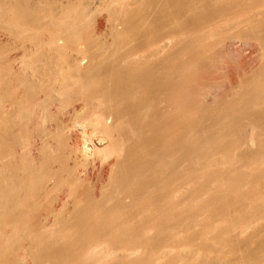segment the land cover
Returning <instances> with one entry per match:
<instances>
[{
    "label": "bare ground",
    "instance_id": "obj_1",
    "mask_svg": "<svg viewBox=\"0 0 264 264\" xmlns=\"http://www.w3.org/2000/svg\"><path fill=\"white\" fill-rule=\"evenodd\" d=\"M31 1L32 0H0V24H6L13 29L19 28L21 33L19 30L18 34L20 35L22 32L25 33L27 31H30L28 32L29 35L31 34L30 36L27 34L26 38H24L25 36L23 34L24 41L22 40L21 42L20 39V44L15 46L11 44V48L9 46H7L9 48H2L4 43L2 47L0 45V224L2 223V226L4 224L5 226L9 225V227L15 228V230L13 229L14 233L12 232L13 235L11 237H9V235L8 238H5L7 235L4 236L5 233H1L3 235L0 236V264L24 263L19 262L22 259H20L19 255L23 252L21 251L22 253L18 254V257L16 256V258L14 257L13 259V257H10V249L13 245L16 246V243H19L18 241L24 236L23 232H26L31 225H39L42 228L73 225L77 228L80 227L82 231L78 229L79 232L81 233L84 231L86 237L88 235V238L93 240L98 238L99 240L97 239V241H101L102 238H105L107 241L105 239L104 241L106 242H108L109 239L112 243L124 245L131 244L132 246L136 243H145L146 239L148 242V238L152 237L153 239L154 237H150L145 231H136L137 227L139 230L143 227L144 230H147L145 227L149 226L148 228H150L153 225L154 227L157 226L156 230L158 227L164 230H162L163 232L159 231L157 234L161 237L167 235L164 236L165 239L155 234L157 238L160 237L163 239L161 241L164 243L163 241H167L171 235V233L170 235L165 234L167 228H171V226L179 227L190 222L189 218L192 216L190 211L194 207V204L192 207L189 202V192L193 186L191 183H194V181L192 182V177L193 179H199L201 175L204 177L206 174V179H210L213 178V176L215 178V175L221 173L219 168V173L217 172L215 175L214 170L213 173L209 172V170H211L210 166L214 162L212 163V161H210L212 163L210 165L208 159L205 161L208 163H203V158H192L195 161V165H191V161H193L191 159V157H193L191 156V152L193 155L194 151H192V147L195 145L190 143L191 141L189 139L191 138H189L188 135L190 131L189 128L191 127L190 125H192V121L190 120L192 118L189 116L191 111L189 110L196 109L199 111L196 112L195 110L193 112L194 114L198 113L197 117L199 115V122L202 124V115L208 119L207 114L209 113L207 112L216 107L215 103L219 101L223 102L225 99L227 102L228 99L234 96V98L238 100L239 95L237 98L236 94L241 93L243 94L242 96H244L246 92L245 88L247 90V87H249L247 84H249L248 82L250 80L251 82L249 85L253 86V84H251L252 81L254 83L258 77L263 78L264 44L261 46L259 45L261 42L264 43V40H260L261 42L256 45L253 42L255 40H253L252 43L246 38H248L250 34L253 36V31L250 33L249 30H251L254 24L256 25L259 23L258 25L260 26L264 22V20L262 21V19H264V0H201V5L204 3L206 5L209 2L207 5L209 7L205 6L207 15L210 14V12L213 13V15L215 14L216 8L214 7H217V4L218 15L216 14L217 17L215 16V21L213 20L211 23L209 21L207 25L203 20L204 23L202 22V24L205 25H200L199 30L196 31L202 35V38L205 37V41L210 39L212 40L210 42L214 43V40H216V43H211L213 46L206 45V52L204 51L206 55L202 56L201 52L203 51H199L201 53L200 56L198 52L199 55H197L198 57L194 60V65L197 64V67H199L198 65L200 64V66H202L199 69L193 66L195 69L190 71L191 73L187 70V66H184L185 63L181 65L180 62L181 67L175 64L173 65L175 62L170 59L171 57L168 58L169 54L167 55L165 52L169 45L168 41L166 48L164 47L165 45L163 47L159 45L154 49L152 47L151 49L150 47L145 49L142 48L143 46L132 47L133 45L129 48L124 45L123 47L121 44L120 46L119 44L116 45V42L119 43V41H115L116 39L114 38L117 34L114 33L112 34L113 36L108 35L114 43H108L107 39L105 40L106 43H103L104 40H101L103 38H100L102 42L86 47L82 46L81 40L86 37L83 32L84 26L82 21L84 18V10L76 9L71 6L65 7V5L59 4L62 8L59 12L56 10L59 8L57 3L56 6L58 8L55 6V11L57 13L53 12V14H50L55 19L52 21L51 18L48 19L50 23H46V20L45 24L47 25L43 26V24L39 25L37 23L38 19L35 18L36 16H34L35 19L31 18L32 15L30 16V13L35 11V6L33 7L32 5H40V7L36 6V8L39 9L43 5L41 3L47 5L49 3V6L47 9L45 7V9L48 10L50 7L49 10L51 11V1L38 0L37 2L33 0V4L30 3ZM35 1L38 4H36ZM110 1L117 5L118 3L123 5V3L126 4L127 0ZM213 2H215V5ZM52 3L53 1L51 5ZM198 4L200 5V3ZM211 4L214 6H212L213 9L210 6ZM8 5H10V8H8ZM195 5H191L192 9ZM191 6L189 8H191ZM192 9H189V11ZM211 9L214 11L212 12ZM192 12L194 11L192 10L190 13ZM36 13H38V10ZM41 14H43V12H41ZM203 14H199V16H201L200 18L197 16L198 19L196 18V20L205 18L206 14H204L205 16ZM43 16L45 15L43 14ZM211 17L214 19L213 16L208 17V19L210 18V20H212ZM41 19L43 21V18ZM28 21H30L29 23L32 22V25L29 24V26L25 24V22ZM42 21L39 22L44 23V21ZM205 21L208 22L207 20ZM260 22L262 23L260 24ZM198 23L197 21V24ZM197 24L195 23L194 26ZM263 25L264 23L262 26ZM110 26L112 27H110L111 29H114V26ZM194 26L191 28L194 29L193 32H196L195 28H197V26L195 28ZM259 26L256 25V28ZM4 27L7 28L6 26ZM252 30H254V28H252ZM61 31H64L65 34H62L63 32L61 33ZM184 33L183 36H185V38L181 37L179 40L176 35H172L176 37L173 39L170 33L171 39L168 36H166L168 39L166 37H164L166 39H162H177V42H172L178 44L179 41V43H181V40L185 39L184 41H186V38L189 39L191 35V33ZM181 34L182 33L179 35L181 36ZM198 35L199 34H196L194 36H196L198 41H201V35ZM106 36L104 37L106 38ZM255 36L254 38L256 39ZM93 37L95 38V35ZM251 38L252 37H249V39ZM258 38L260 39V37ZM98 39L99 38H97V40ZM108 39L110 40V38ZM191 39L189 40L193 42L194 40L192 41ZM15 42L16 41L13 43ZM17 43L18 42H16V44ZM198 43L200 44V42ZM162 44H164V42ZM195 44L197 43H194V45ZM200 45L203 46L205 43ZM155 46L153 45V47ZM211 48L212 50H210ZM164 49L166 50L164 51ZM161 54H164L163 57L166 55V59H163ZM159 58H162V61ZM199 58L201 59V63L197 61ZM171 60L173 63H171ZM189 65L192 64L189 62ZM201 68L206 70L202 72ZM224 76H229L232 80L226 85V89H221L222 87L225 88L224 84L222 85L220 82L221 78ZM254 78L257 79L253 80ZM261 82L262 81H260V83ZM256 83L258 84L254 83L255 87H252L253 89L249 87L247 92H249L251 88L252 91L249 93L255 94L254 91L257 90H259L260 93L257 91L256 95L252 96V94H250V98L253 97L251 100L246 96V101H250L247 103L248 108H245V101L240 103H243L244 109H247V112L250 108L251 111H254V109L256 110L259 107L261 112L256 110L259 114H253L254 116L256 114L257 117L262 116L263 118H260L264 120V91L262 90L264 87L261 88L262 85L264 86V82L261 85L259 82ZM244 84H246L247 87H243L244 90L241 88V92L239 91L237 93L239 87H242V85L244 86ZM246 94L248 95V93H245V95ZM234 98L230 101L235 100ZM239 100H242V98ZM239 100L236 101V103H234L235 101L232 102L235 104L234 107H238V110L235 108L236 111L233 110L230 115L229 113L231 110L229 111V109L232 107V103L229 101L231 104L227 102L228 105H225V108L227 107L224 112L225 115H222L223 112L221 110H217L219 113H222V120L216 117L215 120L217 121L218 119V121L222 123L223 119L226 121L227 117V122H229L228 119H232V115L234 117L237 115V117L240 116V118L241 116H247V118L244 117L247 121H243L244 119L241 118L245 123H248L249 120L253 121L251 119V117L254 118L253 114L251 113L252 115L249 116V119L247 112L243 110L242 104L241 112L240 105L237 104ZM225 101L220 105L226 104ZM191 105L192 107L190 108ZM214 105L215 107H213ZM230 105L231 107L229 108L228 106ZM217 106H219V103ZM225 108L223 106V109ZM227 111H229V113ZM237 111L246 115L236 114ZM243 111H245V113H243ZM233 112H235V115ZM211 113L208 116H213H211L212 119L210 118L212 121L215 112ZM218 115L216 114L215 116L218 117ZM254 119H256V116ZM215 120L214 123H216ZM257 120L259 123H262L259 119L255 121L257 122ZM250 121L249 123L251 124ZM195 122L193 121V123ZM199 122H197V124ZM253 123L255 125V122ZM197 124L195 126H197ZM213 125L215 124L212 123V126ZM259 125V127H261L263 124ZM212 126H210L211 129H213ZM218 126L219 125L216 124L214 128ZM240 126L242 127V125ZM221 127L223 126H220V128ZM243 129L244 131L246 130L245 128ZM205 130L207 131V129ZM204 132L203 130L201 136ZM208 132L205 133L206 136H210L209 134L211 133L207 134ZM241 135L239 137L236 136L240 138ZM247 135L248 134L245 133L244 136L247 137ZM213 136L215 137V133ZM243 137L241 138L244 140L245 137ZM210 139H212V141L209 140V138L208 141L212 143L213 137L211 136ZM216 141L218 142L219 140L216 139ZM247 141L252 143L253 140L247 137L246 142ZM216 143H212L211 146H214ZM194 144H196V142ZM197 146L196 144V147ZM194 154L196 155V153ZM199 163L200 165L203 163L201 174V169L199 170L200 167L198 166ZM259 163L258 161V164ZM246 166L248 165L246 164ZM208 167H210L209 170ZM232 170H225V173L227 171V174L230 176ZM223 172L224 170L222 173ZM262 172L264 174V171ZM233 176L234 175H232V178H229V180L231 179L230 181L234 179ZM223 178L224 177H222V179ZM230 181H228V183H230ZM237 181L235 179L230 183L231 187L228 191L230 194L228 193V196H220L215 199V203L210 202L211 205H217L216 207H214L215 205L213 206L215 210L211 206L213 210L210 212L213 213V211H215L214 213H217L216 216L219 214V216H225L230 221L229 225H231L230 227L232 228H236L240 220L246 221L253 217V211L251 212V209L249 210L247 208L246 210L239 207L240 211L238 213L232 209L234 204H238L237 202L240 200H237V197L233 194V191H235L234 186L237 185ZM211 182L209 183L210 185H212ZM195 183H197V181ZM209 184L207 183L206 185L208 186L203 185V187H209ZM198 185L200 186V184ZM239 185L241 186V184ZM196 187L192 190H195ZM252 193L258 197L257 200L254 196L257 202L264 203V195L260 196L257 194V196L254 188ZM247 197L250 198V194ZM239 203L240 206H243L242 200ZM257 205L259 206L260 204ZM261 209L264 210V207H260L258 210L262 211ZM237 210L239 209L237 208ZM255 211L257 210H254V212ZM194 215L195 214H193V216ZM207 224L204 223V227H210V224ZM53 227L50 229L53 230ZM59 229L61 230L60 227ZM169 230L171 231V229ZM51 232L54 234V231ZM31 233L34 232L28 231V239L31 240L38 236L34 239V242L36 241L38 243L42 242V235L47 236L46 234L39 236L41 233L37 236L34 234L33 236ZM42 233L44 232L42 231ZM50 234L48 236L49 238L53 235ZM75 234L77 235L78 233ZM173 234L175 233H172V235ZM31 235L33 237H30ZM54 235L56 236V234ZM78 235L79 237L81 236L80 234ZM172 235L170 237H172ZM175 237H172V239ZM55 238H58V236ZM157 238L154 239L155 243L158 240ZM83 239L86 238L83 237ZM91 239L88 240L91 242ZM54 241L56 242V240ZM10 245L12 246L9 249L10 252H8L6 247ZM159 246L161 245L159 244ZM39 247H41L40 244ZM42 248L44 249V247ZM158 248L156 250L159 251ZM24 250L25 248L23 251ZM96 250L97 248L93 250L94 256L95 253L97 256L98 251L95 252ZM93 251L89 252V255H85L87 257L84 256L77 259L93 260V258H96V256L90 255L91 253L93 254ZM254 251L251 257H247V261H245V258V260L242 261H245L244 263L248 262L247 264H264V243L259 246L257 252ZM50 255H48V257ZM247 256L249 255L247 254ZM69 257H72V254ZM98 257L99 256H97V258ZM50 258L53 257L50 256ZM218 258L219 257H217V261L222 259ZM101 260L102 259H100V261ZM67 261L64 259L62 264L72 263L70 260ZM222 261L223 260L219 263L222 264L224 262ZM52 262L54 261H51V263ZM97 262L98 260L96 263ZM75 263L76 261L74 264ZM138 264L154 263L148 260L142 263L138 262Z\"/></svg>",
    "mask_w": 264,
    "mask_h": 264
},
{
    "label": "rangeland",
    "instance_id": "obj_2",
    "mask_svg": "<svg viewBox=\"0 0 264 264\" xmlns=\"http://www.w3.org/2000/svg\"><path fill=\"white\" fill-rule=\"evenodd\" d=\"M33 1V0H32ZM32 1L30 2V3H32ZM37 2H38V0H36ZM36 1H35V3H36ZM51 2L53 1V3H52V5H51V2H50V6H51V11L49 10L50 9V7L48 8V10H46L47 9V7L49 6V3H48V5L47 4H45V3H41V4H45L43 7L41 6V8L43 9H41V8H39L40 9V11H39V9L38 8H36V6H38V7H40V5H32L33 7L35 6V11H32L31 13H30V16H31V18H34V16H36L35 18H37L38 19V24L39 25H41V24H43V26H46L47 24H45V22H46V20H47V22L46 23H50V22H48L49 20L48 19H50L51 18V21L53 20V19H55V18H53V16L52 15H50V14H53V12H55V13H57L56 11H55V6H56V4L58 3V9H56L57 11H59L60 9L62 10V8L60 7V5H65V7L66 6H71V7H75L76 9H82V10H84V13H83V16H84V18H83V26H84V28H83V32H84V34L86 35V37H85V39H82L81 40V44H82V46H90V45H92V44H96V43H98V42H102L103 40V43L105 42V40L107 39V42L108 43H111V42H113V41H111L112 39H111V37L110 36H113L112 34H117L116 36H115V38L114 39H116L115 41H119V43H117L116 42V45H118L119 44V46H120V44H121V46H127V47H131L132 45V47H137V46H143L142 48H149L150 47V49H151V47L154 49V48H157L159 45L161 46V47H163L164 45V47L166 48V44H167V41L169 42V45L167 46V51H165L166 49H164V51L166 52V54L168 55L169 54V56H168V58L169 57H171L170 59H172L173 60V62H175V63H173L172 62V60H171V63H173V65L175 64V65H178V67L180 66V62H181V65H183V63H185L184 64V66L186 67L187 66V70H189V72L190 71H192V70H194L195 68L193 67V66H195L196 67V69H199L201 66H200V64L198 63V62H196V63H198L199 65V67H197V64H195L194 65V63H195V61L194 60H196V58L198 57L197 55H199L200 54V56H201V53H202V56H204V55H206V48H207V46H213L212 44H214V43H216L215 41L216 40H214V43H212V42H210V41H212V40H210V39H208L207 41H205L206 39H204L205 37H203L202 38V35L198 32V31H196V30H199V28H200V25H203L202 24V22H203V20H204V22L206 23V25H207V23H209V21H210V23H211V21H215V16H216V14L218 15V13H217V7H218V5L216 4V6L217 7H214L212 4L210 5L211 6V8L213 9V7L214 8H216L215 9V11L216 12H214L215 14L213 15V13H211L210 11V14H206L207 12H206V7H209V6H207L208 4H209V2H208V4H206L205 5V3L203 4V5H201V0H199V2H198V0H127L126 1V4H124L123 3V5L121 4V3H118V5L116 4V3H112L110 0H102V1H99V0H67V2H66V0H50ZM74 3H73V2ZM90 3H89V2ZM197 1V2H196ZM49 2V1H48ZM60 2V3H59ZM71 2V3H70ZM87 2V3H86ZM93 2V3H92ZM109 2H111V3H109ZM197 4H196V3ZM206 2V1H205ZM198 3H200V5L198 4ZM202 3H203V1H202ZM207 3V2H206ZM36 4H38V3H36ZM40 4V3H39ZM60 4V5H59ZM83 4V5H82ZM116 4V5H115ZM121 4V5H120ZM130 4V5H129ZM195 5V7H193V9H192V6H194ZM213 4L215 5V2H213ZM47 5V6H46ZM54 5V6H53ZM85 5H86V7H85ZM89 5V6H88ZM192 5V6H191ZM122 6V7H121ZM191 6V8H189ZM197 6V7H196ZM203 6V7H202ZM206 6V7H205ZM213 6V7H212ZM45 7H46V9H45ZM125 7V8H124ZM8 8H10V5H8ZM54 8V9H53ZM90 10H89V9ZM195 8V9H194ZM198 8H199V10H198ZM38 10V13H36V11ZM47 11H45V10ZM64 9V8H63ZM85 9H87V10H85ZM125 9V10H124ZM189 9H192L194 12H192V13H190L191 11H189ZM203 11H202V10ZM208 9V8H207ZM211 9V10H212ZM34 10V9H33ZM54 10V11H53ZM60 10V11H61ZM89 10V11H88ZM197 10V11H196ZM210 10V9H209ZM45 11V12H44ZM49 11V12H48ZM59 11V12H60ZM189 11V12H188ZM196 11V12H195ZM200 11V12H199ZM208 11V10H207ZM214 10H212V12H213ZM41 12H43V14L45 15V16H43V14H41ZM51 12V13H50ZM112 12H113V14H112ZM115 12V13H114ZM47 13H49V14H47ZM55 13H54V15H55ZM89 13V14H88ZM190 13V14H189ZM206 14V16L204 15V14ZM40 14H41V16H40ZM85 14V15H84ZM117 14H118V16H117ZM194 14V15H193ZM196 14V15H195ZM199 14H203L204 16H205V18H207V19H205V18H202V19H199V20H196V18H197V16H199ZM12 15V14H11ZM39 15V16H38ZM200 15V16H201ZM43 16V17H42ZM49 16V17H48ZM58 16V15H57ZM200 16H199V18H200ZM204 16H202V17H204ZM210 16H213L214 17V19L211 17V19L212 20H210V18L208 19V17H210ZM217 17V16H216ZM34 18V19H35ZM39 18H40V20H39ZM41 18H43V21H44V23H41V22H39V21H42V19ZM45 18V19H44ZM194 18V19H193ZM107 19V20H106ZM198 19V18H197ZM217 19V18H216ZM119 22H118V21ZM205 20H207L208 22H206ZM264 19H262V21H263ZM36 21V20H35ZM42 21V22H43ZM190 21H191V23H190ZM196 21V22H195ZM197 21L199 22L198 24H197ZM201 21V22H200ZM261 21V20H260ZM30 21H28V22H25V24H27V25H32V22L31 23H29ZM152 22V23H151ZM203 22V23H204ZM113 23V24H112ZM197 24L196 26H197V28H195L196 26H194V24ZM201 23V24H200ZM262 22H260V24H261ZM264 23V22H263ZM262 23V24H263ZM87 24V25H86ZM121 24V25H120ZM154 24V25H153ZM259 24V23H258ZM258 24H256L257 26H259ZM262 24L259 26V27H257L256 28V25L254 24V26L252 27V28H254V30H252V28H251V30H249L250 31V33H251V31H253L252 33H253V36L250 34V36L249 37H252L251 39H249V37L248 38H246L248 41H253V40H255V41H253L254 42V44H256V45H258L262 40H264V25L262 26ZM6 26L7 28H5L4 26ZM29 25V26H30ZM110 25H112V26H114L113 28L114 29H111L112 27L110 26ZM188 25V26H187ZM205 25V24H204ZM203 25V26H204ZM3 26V27H2ZM193 26H194V28H195V31L196 32H193L194 31V29H192L193 28ZM111 27V28H110ZM136 27V28H135ZM154 27V28H153ZM192 27V28H191ZM26 28V27H25ZM152 28V29H151ZM157 28V29H156ZM192 30H191V29ZM255 28H256V30H255ZM188 29V30H187ZM262 29V30H261ZM7 30V31H6ZM13 30V31H12ZM14 30H15V32H14ZM19 28H16V29H13L12 27H9L8 25H6V24H0V45H1V47H2V45H3V43H4V45H3V47L2 48H5V47H7V46H9L10 48H11V44H13L14 46L15 45H18V44H20V39H21V42H22V40L24 41V38H26L27 37V34H28V36H30L29 35V33L28 32H30V31H27V32H25V33H23L22 32V34L20 35V34H18L19 33ZM114 30H115V32H114ZM186 30V31H185ZM190 30V31H189ZM18 31V32H17ZM65 31V30H64ZM64 31H61V33L62 34H65V32ZM91 31H92V33H91ZM121 31V32H120ZM138 33H137V32ZM182 31V32H181ZM188 31H189V33H188ZM192 31V32H191ZM248 31V32H249ZM255 31V32H254ZM12 32H13V34H12ZM17 32V33H16ZM109 32V33H108ZM125 32V33H124ZM179 32V33H178ZM184 32H186L187 34H190L191 33V35L189 36V39H191V36H192V41L194 42V43H197V44H195L194 45V43L193 42H191L188 38H186L187 40L186 41H184V40H181V43H179L178 42V44L177 43H173V42H177V39H175V40H173L174 38H176V37H178V40L179 39H181V37H184L185 38V36H183L185 33ZM259 32V33H258ZM20 33H21V30H20ZM169 33H170V35L172 36H174V35H176V37H173V39L172 40H170L172 37L169 35ZM176 33V34H175ZM180 33H182L181 34V36L179 35ZM184 33V34H183ZM192 33H195V34H192ZM254 33H257V34H254ZM10 34V35H9ZM15 34V35H14ZM23 34H24V36H23ZM102 34V35H101ZM196 34H199L198 36H200L201 35V39L203 40V42H202V40L200 41H198L197 39H196V36H194V35H196ZM260 34V35H259ZM1 35H3V36H1ZM89 35H90V37H89ZM95 35V38L93 37ZM106 36V38L104 37V36ZM108 35H110V36H108ZM179 35V36H178ZM186 35V34H185ZM256 35V36H255ZM263 35V36H262ZM166 36H168L170 39L169 40H163V39H166L167 37ZM197 36V37H198ZM245 36V37H246ZM254 36L256 37V39L254 38ZM24 37V38H23ZM89 37V38H88ZM92 37H93V39H92ZM137 37V38H136ZM164 37H166V38H164ZM188 37V36H187ZM195 37V38H194ZM244 37V38H245ZM258 37H260V39L258 38ZM14 38V39H13ZM17 38V39H16ZM19 38V39H18ZM23 38V39H22ZM97 38H99L98 40H97ZM100 38H103V39H101L100 40ZM108 38H110V40L108 39ZM113 38V37H112ZM136 38V39H135ZM163 38V39H162ZM262 38V39H261ZM97 41H95V40ZM168 39V38H167ZM195 40H197V41H195ZM261 40V41H260ZM14 41H16V42H18L17 44H16V42L15 43H13ZM110 41V42H109ZM173 41V42H172ZM91 42V43H90ZM131 42V43H130ZM164 42V44H162ZM183 42V43H182ZM187 42V43H186ZM198 42H200V44H204L205 43V45H200ZM202 42V43H201ZM206 42H208V43H206ZM210 42V43H209ZM252 42V43H253ZM264 42V41H263ZM106 43V42H105ZM114 43V42H113ZM153 43H155V44H153ZM159 43V44H158ZM173 45H172V44ZM212 43V44H211ZM142 44H144V45H142ZM162 44V45H161ZM172 46H171V45ZM174 44H176V45H174ZM184 44V45H183ZM262 44H264V43H260V45L259 46H261ZM6 45V46H5ZM12 45V46H13ZM135 45V46H134ZM149 45V46H148ZM153 45L155 46V47H153ZM190 45H194L195 46V48H194V46L192 47V46H190ZM199 46V47H197V46ZM207 45V46H206ZM13 46V47H14ZM123 46V47H124ZM171 46V47H170ZM179 46V47H178ZM9 47H7V48H9ZM168 47H169V49H168ZM185 47V48H184ZM190 49H189V48ZM203 47H204V49H203ZM206 47V48H205ZM171 48V49H170ZM187 48V49H186ZM197 48V49H196ZM208 48H210V47H208ZM182 49V50H181ZM199 49V50H198ZM203 49V50H202ZM191 50V51H190ZM195 50V51H194ZM208 50V49H207ZM210 50H212V48L210 49ZM210 50H209V52H210ZM189 51V52H188ZM197 51V52H196ZM201 51H203V52H200ZM205 51V52H204ZM198 52H199V54H198ZM208 52V53H209ZM263 53H264V51H263ZM194 54V55H193ZM162 55V54H161ZM161 55H160V57H161ZM186 55V56H185ZM192 57H191V56ZM164 56V54L162 55V57ZM166 55H165V57H163V59H166ZM195 58V59H194ZM201 58V57H200ZM199 58V60H197V61H200V63H201V59ZM160 60L162 59V58H159ZM169 59V60H170ZM192 60V61H191ZM162 61V60H161ZM176 61H178V62H176ZM183 61V62H182ZM194 61V62H193ZM189 62H190V64H192V65H189ZM178 63V64H177ZM184 66H182V67H184ZM190 66V67H189ZM192 66V67H191ZM181 67V66H180ZM201 70H202V72H204L206 69H203V68H201ZM191 73V72H190ZM193 73V72H192ZM191 75V74H190ZM224 77H226V78H224ZM224 77H222L221 78V80H220V82L222 83V85L224 84V86H225V88H223L222 87V85H221V89H226V85H228V83H229V81H231L232 79H231V77H229V76H224ZM228 79V80H227ZM255 79H257V78H254L253 80H255ZM259 79H263V80H259ZM258 80V81H257ZM257 80H255V84H258V83H256V82H259V84L261 85L263 82H264V75H263V78H261V77H258V79ZM260 81H262L261 83H260ZM250 82H251V80L248 82L249 84H250ZM253 83V81H252V83L251 84H253V86H250L249 84H247L249 87H255V84ZM246 84H244V86L242 85V87H239V89L237 90V93L240 91L241 92V88H242V90H244L243 89V87L245 88V87H247L246 86ZM249 87H247V90H246V88H245V93H248V95L246 94L245 95V93H244V96H242L243 94H241V93H239V94H236V97L239 95V99H241L242 98V100H239V102L237 103L238 105H240V110H241V112H242V106H241V104L243 105V103H240V102H243V101H245L244 102V104L246 103V107L245 108H248L247 106V103H249V102H247L246 101V99H247V97L246 96H248L249 98L248 99H252L253 97H251L250 98V94H252V93H249V92H251L252 90H251V88H250V91L249 92H247L248 91V89H249ZM258 87H259V85H258ZM262 87H264L263 85L261 86V88ZM252 88V89H253ZM259 89V88H258ZM255 90H256V88H255ZM261 90V89H260ZM263 91H264V88L262 89ZM222 91H224V90H222ZM254 91V90H253ZM257 91H259V90H257ZM257 91H254L255 92V94H252V96L253 95H256V92ZM262 92V91H261ZM243 93V92H242ZM259 93H260V91H259ZM242 96V97H241ZM235 97V96H234ZM234 97H232V98H230V99H228V101L227 102H229L230 100H232ZM238 98V97H237ZM245 100H244V99ZM235 100H233V101H235L234 103H236V101H238L236 98H234ZM221 100H223V99H221ZM226 100V99H225ZM224 100V101H225ZM224 101L222 102V101H219L218 102V100H217V102L219 103V106H221V107H219V106H217L218 105V103H215L216 104V107H215V105L213 106V107H215L214 109H211V111H208L207 113H214L215 115L217 114H220V115H218V117L217 116H215L214 114V119L211 121L210 120V118L212 119V115H210V116H208L209 114H207V117H208V119L206 118V117H204L203 115H202V118H203V121L201 120V122H202V124L199 122V115H198V117H197V114L198 113H195L194 114V112L193 111H195V110H191L190 108L192 107V105L190 106V110L189 111H191L190 113H189V116L192 118V119H190L191 121H192V125H190L191 127L189 128V138H191V139H189L191 142L190 143H193L192 145H195L194 147H192L193 149H192V151H194L193 152V155H192V152H191V156H193V157H191V159L193 158V159H196V158H203L202 159V161H203V163L205 162V161H207V159H208V162H210V161H212V163L214 164H212L211 162H210V167H211V170H209L210 169V167H208V170H209V172H212L213 173V170H214V175H215V173L217 174V172L219 173V169L221 170L220 172V174L218 175H215V178H214V176H213V178H210V179H206V174H205V176L203 177L202 175L199 177V179L197 178H194L193 179V177H192V182L194 181V183H191V184H193V186L191 187V190H190V192H189V202H190V206L192 205V207H193V204H194V207H193V209H191V211H190V213L192 214V216H191V214H190V222H188L189 223V225H188V223H186V224H184V225H182V226H175V227H172L171 226V228H167L166 230H165V234H169L170 235V233H171V235H172V233H175V234H173L172 235V237H175V238H173L172 239V237H170L169 235V238H168V242L167 241H163L164 243H162V241L161 240H163V239H165L164 238V236H167V235H164V236H160L159 234H157L159 231H162L163 229H161V228H159L158 227V229L156 230V227H154L153 225V227L151 226L150 228H148L149 226H147V227H145V229H147V230H144V227L141 229V230H139L138 229V227L136 228V231L137 232H146L147 234H149L150 235V237L151 236H153L154 238L152 239V237L151 238H148L149 240H148V242H147V239H146V241H145V243H136V244H133V246L131 245V244H126V245H124V244H118V243H112V242H110V240L108 239V242H106L107 240L105 239V238H102V240H103V242H102V240L101 241H97V239L98 238H96V239H91V238H88V235H87V237H86V234H85V232L83 231V232H79V230L80 231H82L81 229H80V227H74L73 225H71V226H69V225H61V226H56V227H58V228H56L55 226L53 227V226H51L50 228L52 229V227L54 228L53 230H51L50 228H48V227H46V228H42V227H40L39 225H31L30 227H29V229L26 231V232H23V238L20 240V241H18L19 243H16V246H12V245H10L8 248L6 247V250L8 249V252H10L11 253V255H10V257H13V259H14V257L16 258V256L18 257V254H21L22 252V254L21 255H19L20 256V259L22 260H20L19 262H24V263H22V264H37V262H38V264H49V263H51V261H54V262H52L51 264H53V263H55V264H57L58 263V261H59V263L58 264H62V262L64 261V259L67 261V259H68V261L70 260L73 264H74V262L76 261V263L75 264H97V263H102V264H124V263H128V264H138V262H144V261H148V260H150V261H153V263L154 264H214L215 262V264H217V262H218V264H220L221 263V260H223L222 262V264H247L248 262H246V263H244L245 261H247V257L249 258V257H251V255H253V251L254 252H257V249H259V246L261 245V244H263L264 243V210L263 209H261L262 211H260V210H258L260 207H264V203H261V202H257V200H258V197H256L253 193H252V190H253V188H254V190L256 191V195L258 194V195H260V196H262V195H264V174H263V172L262 171H264V127H263V125H264V123H263V117L262 116H258L257 117V115L256 114H259V112H257L256 110H258V111H260L261 112V109L258 107L256 110L254 109V108H252V109H254V111L252 112L251 111V108L250 109H248L249 111V113L247 112V109L245 110L244 109V105H243V110H245L246 112H247V114H248V117L249 116H251L253 113H256L255 114V116H256V119H259V121L261 122L262 121V123H259L258 122V120H257V122L255 121L256 119H254L255 118V116H254V114H253V116H254V118H252L251 117V119L253 120V121H250L251 122V124L249 123V121H248V123H245V122H243V121H247V119L245 120V118H247V116L245 117V116H241V118L242 119H244L243 121H242V119L240 118V116L239 117H237V115L234 117L233 115H232V119H228L229 120V122H227V117H226V121H225V119H223V121H222V123H221V121H218V119H221L222 120V115H225L224 114V112H225V110L227 109V107L225 108V105L227 106L228 104H227V102L225 101V103L226 104H223V105H220L221 103H224ZM233 101H230L231 103L233 102ZM229 102V103H230ZM230 103V104H231ZM236 104V105H237ZM264 104V103H263ZM262 104V105H263ZM234 105L235 104H233L232 103V107H231V105L230 106H228L229 108L231 107V108H234V109H229V111L231 110V112L229 113V111H227L230 115L232 114V111L233 110H235L236 111V109L238 108V107H234ZM223 106H224V108L225 109H223ZM249 106H250V104H249ZM236 108V109H235ZM262 108V107H261ZM193 109V108H192ZM260 109V110H259ZM264 109V108H263ZM217 110H221L222 112H223V114L220 112H218ZM238 110V109H237ZM245 111H243V113H245ZM256 111V112H255ZM196 112H199V111H197L196 110ZM263 112V111H262ZM211 113V114H212ZM235 112H233V114H234ZM252 113V114H251ZM205 114V113H204ZM222 114V115H221ZM236 114H242V113H240V112H236ZM192 115V116H191ZM194 115H196V116H194ZM228 115V114H227ZM229 115V116H230ZM235 115V114H234ZM242 115H246V114H242ZM260 115H261V113H260ZM201 116V115H200ZM206 116V115H205ZM212 116V117H211ZM220 116V117H219ZM228 116V117H229ZM195 117V118H194ZM218 118L217 119V121L215 120L216 118ZM245 117V118H244ZM260 117H262V118H260ZM196 118H197V121H196ZM205 118V119H204ZM236 118V119H235ZM238 118V119H237ZM240 118V119H239ZM249 119H250V117H249ZM214 120L216 121V123H214ZM239 120H241V121H239ZM191 121H190V123H191ZM193 121L195 122V123H193ZM234 121H235V124H234ZM197 122H199L198 124H197ZM208 122H210V123H208ZM213 124H217V125H219L217 128H214V126L215 125H213L212 126V123ZM227 122V123H226ZM253 122H255V125H254V123ZM208 125H207V124ZM230 125H229V124ZM238 123V124H237ZM239 123H240V125H242V127L239 125ZM242 123V124H241ZM244 123H245V125H244ZM263 124L261 127H259L260 125L259 124ZM197 124V126H195ZM206 124V125H205ZM211 124V125H210ZM253 124V125H252ZM256 124H258V125H256ZM201 125V126H200ZM231 125H232V128H231ZM236 125V126H235ZM203 126V127H202ZM209 126V127H208ZM210 126H212V128L213 129H211V127ZM220 126H223V127H225V128H223V127H221L220 128ZM244 126V127H243ZM249 126H251V127H249ZM258 126V127H257ZM200 127V128H199ZM238 127V128H237ZM203 128V129H202ZM219 128V129H218ZM236 128V129H235ZM241 128H242V131H241ZM243 128H245L246 130L244 131V129ZM262 128V129H261ZM205 129H207V131L205 130ZM239 129H240V131H241V133H240V131H239ZM202 130V131H201ZM203 130L205 131L204 132V134L202 135L203 137L204 136H206L205 135V133L206 132H208L207 134H209V133H211V134H209L210 136H206V137H204L205 138V140H204V138L201 136V133L203 132ZM211 130V131H210ZM224 130V131H223ZM238 130V131H237ZM216 131H218V132H216ZM230 131V132H229ZM214 133H215V137L213 136L214 135ZM217 133V134H216ZM219 133V134H218ZM231 133H233V134H231ZM245 133H247L248 135H247V137L249 138H251L253 141H252V143H249L248 141L246 142V140H247V137H245L244 135H245ZM238 134H242L241 135V137H245L246 138V140H245V138H244V140L240 137V138H238L240 135H238ZM244 134V135H243ZM199 135H200V137H199ZM222 135V136H221ZM238 137H237V136ZM258 135V136H257ZM197 136H198V138H197ZM211 136L213 137V144L214 143H216L217 141H216V139L217 140H219L214 146H211V142H209L208 141V138H209V140H211L212 141V139H210L211 138ZM217 137V138H216ZM220 137V138H219ZM235 139H234V138ZM237 137V138H236ZM255 137V138H254ZM195 138V139H194ZM219 138V139H218ZM200 139V140H199ZM202 139H203V141L205 142H203L202 141ZM240 139V140H239ZM260 139V140H259ZM199 140V142L197 143V141ZM215 140V141H214ZM243 140V141H242ZM256 140V141H255ZM202 141V142H201ZM196 142V144L198 145L197 147H196V144H194ZM207 142H208V144H210V145H208L207 144ZM243 142V143H242ZM240 143V144H239ZM248 143V144H247ZM256 143V144H255ZM208 146H207V145ZM191 145V146H192ZM206 145V146H205ZM249 146V147H248ZM206 147V148H205ZM208 148V149H207ZM209 148H210V150H209ZM229 148H231V149H229ZM237 148V149H236ZM201 149V150H200ZM211 149H213V150H211ZM259 150V151H258ZM226 151V152H225ZM243 151V152H242ZM201 152V153H200ZM202 152H203V154H202ZM252 152V153H251ZM194 153H196V155L194 154ZM205 153V154H204ZM227 153H228V155H227ZM254 153H257L258 154V156H257V154H254ZM202 154V155H201ZM207 154V155H206ZM236 154V155H235ZM253 156H252V155ZM195 155V156H194ZM197 155H198V157H197ZM228 156V158H227V156ZM231 155V156H230ZM234 155V156H233ZM204 156V157H203ZM253 158H251V157ZM256 156V157H255ZM236 157H237V159H236ZM192 159V160H193ZM246 159V160H245ZM219 160V161H218ZM258 161L260 162L259 164H258ZM195 161L193 160V161H191V165L193 164V166L195 165V163H194ZM208 162H205V163H208ZM221 162V163H220ZM203 163H201V165H200V163H199V170H200V174L202 173V165H203ZM250 163H251V165H250ZM253 163V164H252ZM220 164V165H219ZM246 164L249 166H246ZM217 165V166H216ZM233 167V168H232ZM254 167V168H253ZM219 168V169H218ZM228 168V169H227ZM235 168V169H234ZM217 169H218V171H217ZM233 169V170H232ZM237 169V170H236ZM259 169H261V170H259ZM224 170V172L222 173V171ZM225 170H229V171H231L232 170V174L229 176V174H227V171H226V173H225ZM250 170V171H249ZM203 171H204V168H203ZM244 171V172H243ZM249 171V172H248ZM241 172V173H240ZM251 172H252V175H251ZM225 173V174H224ZM263 175H262V174ZM222 174V175H221ZM244 174H245V176H244ZM227 175V176H226ZM232 175H234L233 176V180H235L236 179V181H237V185H235L234 186V190L235 191H233V194L237 197V200L238 199H240L239 200V202H241V200H242V204H243V206H240L239 204V202H237L238 204H234V206H233V210L234 211H236L237 213L240 211V208L239 207H241V209L243 208V209H246L247 210V208L250 210L251 209V212L253 211L254 212V210H257V211H255L254 213L252 212V219L250 218V220L248 219V220H243V221H239V223H238V225H237V227L236 228H232V227H230L231 225H229L230 224V221L225 217V216H223V215H221V216H219V215H217L216 216V214L217 213H214L215 211H213V213H211L210 211L211 210H213V209H211V206H212V208H214V207H216L217 205H215V204H212L211 205V203L212 202H214L215 201V199H217V198H219L220 196L221 197H226V195L229 193L230 194V192H228L229 191V188L231 187V185H230V183L233 181H230L229 180V178H232ZM236 175V176H235ZM254 178V177H256V178H252L251 176ZM255 175V176H254ZM259 175V176H258ZM261 175V176H260ZM219 176V177H218ZM229 176V177H228ZM197 177V176H196ZM222 177H224L223 179H222ZM239 179H238V178ZM249 177V178H248ZM205 178V179H204ZM246 178V179H245ZM203 179H204V182H203ZM216 179H217V181H216ZM251 179V180H250ZM253 179V180H252ZM205 180H207V181H205ZM209 180H211V181H209ZM256 180V181H255ZM197 181V183H195ZM226 181V182H225ZM228 181H230V183H228ZM253 183H252V182ZM209 184L210 182H211V184L212 185H210L209 187L211 188H209V187H203V185L204 186H208V185H206L207 183ZM261 182V183H260ZM241 184V186L239 185V184ZM198 184H200V186L198 185ZM229 184V185H228ZM239 185V186H238ZM252 185V186H251ZM196 187V189L195 190H192V189H194L195 187ZM229 186V187H228ZM224 187H225V189H224ZM237 187V188H236ZM199 188V189H198ZM261 188V189H260ZM202 189V190H201ZM204 189H206V190H204ZM210 189V190H209ZM213 189V190H212ZM226 190H227V192H226ZM249 190V191H248ZM224 191V192H223ZM237 191V192H236ZM213 192V193H212ZM254 192V191H253ZM191 194V195H190ZM216 194V195H215ZM249 194H250V198L249 197H247V196H249ZM217 195H219V196H217ZM257 195V196H258ZM216 198H215V197ZM228 196V195H227ZM241 196V197H240ZM256 197V199H255V197ZM238 197H240V198H238ZM243 197V198H242ZM264 197V196H263ZM210 199V200H209ZM214 199V200H213ZM247 199V200H246ZM209 200V201H208ZM254 200H256V201H254ZM206 201V202H205ZM211 202V203H210ZM216 202V201H215ZM214 202V203H215ZM246 204H245V203ZM208 205H207V204ZM250 203V204H249ZM260 204L259 206L257 205V204ZM210 204V205H209ZM215 205V206H214ZM237 207H236V206ZM245 205H247V206H245ZM256 205H257V207H259V208H257L256 207ZM197 206V207H196ZM214 206V207H213ZM253 206V207H252ZM210 207V208H209ZM235 207V208H234ZM250 207V208H249ZM237 208L239 209V210H237ZM254 209V210H253ZM204 210V211H203ZM206 210V211H205ZM214 210H215V208H214ZM259 211V212H258ZM194 212V213H193ZM193 214H195L194 216H193ZM215 216H214V215ZM256 215V216H255ZM212 216V217H211ZM223 216V217H222ZM192 218V219H191ZM213 218V219H212ZM216 218V219H215ZM225 218V219H224ZM212 219V220H211ZM206 220V221H205ZM207 220H208V224H210V227H204V223H206L207 224ZM251 220H252V222H251ZM245 221V222H244ZM211 222V223H210ZM2 224V223H1ZM0 224V236H2L3 234H1V233H5L4 234V236L5 235H7V237H5V238H8V236L9 237H11L12 235H13V233H14V231H13V229L15 230V228L13 227H9V225L7 226H5L4 224H3V226ZM207 224V225H208ZM183 226H185V227H183ZM187 226V227H186ZM4 227V228H3ZM59 227L61 228V230L59 229ZM69 227H71V228H69ZM74 227V228H73ZM206 228V229H204V228ZM227 227H228V229H227ZM234 227V226H233ZM3 228V229H2ZM26 228H28V227H26ZM56 228V229H55ZM62 228H65V229H62ZM76 228V229H75ZM179 228V229H178ZM186 228V229H185ZM212 228V229H211ZM224 228V229H223ZM46 229V230H45ZM79 229V230H78ZM151 229V230H150ZM169 229H171V231L169 230ZM2 230V231H1ZM63 230H66V231H63ZM78 230V231H77ZM139 230V231H138ZM150 230V231H149ZM176 230V231H175ZM231 230V231H230ZM28 231H30V232H34V233H31L33 236H34V234H35V236H37L39 233H41L39 236H41L42 234H46L47 236H41L43 239L41 240L42 242H40V243H38V242H34V239L35 238H37V237H34L33 239H28L29 237H27V233H28ZM42 231L44 232V233H42ZM51 231H54V234H56V236L51 232ZM59 233H61V234H59ZM77 231V232H76ZM148 231V232H147ZM164 231V230H163ZM162 231V232H163ZM168 231V232H167ZM175 231V232H174ZM228 231V232H227ZM230 231V232H229ZM13 232V233H12ZM16 232V231H15ZM46 232V233H45ZM64 232V233H63ZM222 232V233H221ZM12 233V234H11ZM37 233V234H36ZM48 233V234H47ZM53 234L55 237H57L58 236V238H55L53 235L52 236H50L51 238H49L48 236H49V234ZM75 233H78V234H80L81 236L79 237V235L77 234H75ZM198 233V234H197ZM50 234V235H51ZM60 236H59V235ZM67 234V235H66ZM74 234H75V236H74ZM152 234V235H151ZM155 234H157L158 236H160L161 238H163V239H161L160 237L159 238H157L156 236L157 235H155ZM197 234V235H196ZM221 234V235H220ZM238 236H237V235ZM30 236V237H33V236ZM155 235V236H154ZM161 235H163V234H161ZM196 235V236H195ZM84 238H86V239H83V237ZM234 236V237H233ZM26 237V238H25ZM45 237H48V238H45ZM53 237V238H52ZM63 237V238H62ZM79 237V238H78ZM159 240H157V242L155 243L154 242V239H156V238ZM196 237V238H195ZM254 237V238H253ZM4 238V237H3ZM4 238V239H5ZM194 238V239H193ZM28 239V240H27ZM52 239H53V241H52ZM58 239V240H57ZM82 239V240H81ZM88 239H91V242H90V240H88ZM101 239V238H100ZM104 239L106 240V241H104ZM166 239H167V237H166ZM190 241H189V240ZM6 240V239H5ZM33 240V241H32ZM54 240H56V242L54 241ZM99 240V239H98ZM151 240H152V243H151ZM250 240V241H249ZM46 241V242H45ZM51 241V242H50ZM156 241V240H155ZM154 242V243H153ZM167 242V243H166ZM228 242V243H227ZM245 242V243H244ZM32 243V244H31ZM34 243V244H33ZM42 243V244H41ZM11 244V243H10ZM39 244H40V246L41 247H39ZM159 244L161 245V246H159ZM232 244V245H231ZM234 244V245H233ZM250 244V245H249ZM7 245V244H6ZM46 245V246H45ZM49 245V246H48ZM50 245H51V247H50ZM162 245H163V247H162ZM167 245V246H166ZM228 245V246H227ZM12 246V248L10 249V247ZM23 246V247H22ZM237 246V247H236ZM42 247H44V249L42 248ZM65 247V248H64ZM102 247V248H101ZM156 247V248H155ZM158 247H160V248H158ZM166 247V248H165ZM234 247V248H233ZM18 248H19V250H18ZM25 248V250L23 251V249ZM47 248H49V249H47ZM50 248H51V250H50ZM52 248H54V249H52ZM64 248V249H63ZM69 248H71V249H69ZM97 248V250L95 251V252H97V256H99L98 258H97V256H96V253H95V256H96V258H93V256H94V249H96ZM159 249V251L158 250H156V249ZM210 248H211V250H210ZM255 248V249H254ZM9 249H10V251H9ZM63 249V250H62ZM217 249V250H216ZM49 250H50V253H51V255H50V253H49ZM65 250H67V251H65ZM161 250V251H160ZM163 250V251H162ZM22 251V252H21ZM63 251H64V253H63ZM73 251V252H72ZM93 251V254L91 253L90 255H93L92 256V258H93V260L92 259H89V260H84V259H77V258H80V257H84L85 255H89V252H92ZM7 252V253H8ZM215 252V253H214ZM218 252V253H217ZM6 253V254H7ZM9 253V254H10ZM36 253H37V255H36ZM61 253H63V254H61ZM67 253V254H66ZM222 253V254H221ZM232 253V254H231ZM24 254V255H23ZM35 254V255H34ZM41 256H40V255ZM53 254V255H52ZM64 254H65V257H64ZM69 254V255H68ZM71 254H72V257H69V256H71ZM220 254V255H219ZM229 254V255H228ZM247 254L249 255V256H247ZM47 255V256H46ZM48 255H50L51 257H53V258H50V256L48 257ZM57 255V256H56ZM60 255H62V256H60ZM68 255V256H67ZM37 256H38V258H37ZM75 256V257H74ZM77 256V257H76ZM94 256V257H95ZM106 256V257H105ZM226 256V257H225ZM36 257V258H35ZM42 258V260H41V258ZM59 257V258H58ZM64 259H63V258ZM85 257H87V256H85ZM105 257V258H104ZM108 257V258H107ZM217 257H219V258H222V259H219L220 261H217ZM55 258H56V260H55ZM62 258V259H61ZM71 258H72V260H71ZM102 259L101 261H100V259ZM246 260H245V259ZM12 259V258H11ZM40 259V260H39ZM74 259V260H73ZM77 259V260H76ZM107 259V260H106ZM94 260H98V262L96 263V261H94ZM106 260V261H105ZM213 260V261H212ZM215 260V261H214ZM241 260V261H240ZM242 260H245V261H242ZM37 261V262H36ZM43 261H45V262H43ZM47 261H50V262H47ZM67 261V262H68ZM66 262V263H67ZM133 262V263H132ZM135 262H137V263H135ZM212 262V263H211ZM214 262V263H213ZM220 262V263H219ZM233 262V263H232ZM71 263V264H72ZM13 264V263H12ZM250 264V263H249Z\"/></svg>",
    "mask_w": 264,
    "mask_h": 264
}]
</instances>
